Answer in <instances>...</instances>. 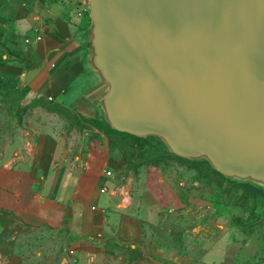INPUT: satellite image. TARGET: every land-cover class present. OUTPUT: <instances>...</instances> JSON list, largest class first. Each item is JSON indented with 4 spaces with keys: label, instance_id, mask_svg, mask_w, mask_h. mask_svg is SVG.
<instances>
[{
    "label": "rangeland",
    "instance_id": "1",
    "mask_svg": "<svg viewBox=\"0 0 264 264\" xmlns=\"http://www.w3.org/2000/svg\"><path fill=\"white\" fill-rule=\"evenodd\" d=\"M66 1L0 0V182L17 163H27L47 187H61V167L63 180L78 173L87 187L95 174H108L106 229L116 228L120 213L134 214L143 238L132 245L105 242L106 264H263L264 184L227 177L203 157L171 151L157 135L111 127L98 100L102 88L94 89L100 80L88 93L96 99L91 114L32 89L24 62L41 36L38 16L63 8L69 21L89 23L88 6L75 0L61 7ZM46 135L56 142L42 172ZM75 240L67 226L0 225V264H70Z\"/></svg>",
    "mask_w": 264,
    "mask_h": 264
},
{
    "label": "water",
    "instance_id": "2",
    "mask_svg": "<svg viewBox=\"0 0 264 264\" xmlns=\"http://www.w3.org/2000/svg\"><path fill=\"white\" fill-rule=\"evenodd\" d=\"M113 128L264 184V0H87Z\"/></svg>",
    "mask_w": 264,
    "mask_h": 264
},
{
    "label": "crops",
    "instance_id": "3",
    "mask_svg": "<svg viewBox=\"0 0 264 264\" xmlns=\"http://www.w3.org/2000/svg\"><path fill=\"white\" fill-rule=\"evenodd\" d=\"M74 1L67 0L61 7L74 6ZM64 11L61 8V12H47L46 18L38 16L41 36L31 41L25 53V79L32 89L91 114L96 99L88 93L101 79L89 63V23L84 26L69 21ZM55 142L51 135L43 138L37 171H46ZM62 171L61 167V187L51 183L47 187L46 179L37 183L32 176L34 170L27 163H17L10 169V177L0 182V225L21 222L30 226H67L71 236L77 237L74 254L77 264H106L101 246L107 241L131 245L141 241V219L134 214L120 213L116 228L106 229L107 213L111 209L106 192L108 174H95L87 187L78 173H71L63 180ZM35 184H40L39 188ZM50 186L58 189L51 190ZM98 226L102 229H96Z\"/></svg>",
    "mask_w": 264,
    "mask_h": 264
},
{
    "label": "built area",
    "instance_id": "4",
    "mask_svg": "<svg viewBox=\"0 0 264 264\" xmlns=\"http://www.w3.org/2000/svg\"><path fill=\"white\" fill-rule=\"evenodd\" d=\"M81 2H82V5H83V7L84 6H88L87 5V0H80ZM88 8V7H87ZM40 38V35H37L36 36V39H39ZM108 173H110V171H107ZM68 253H69V255H70V264H77L76 263V258H75V256H74V254H75V248H73V247H70L69 249H68Z\"/></svg>",
    "mask_w": 264,
    "mask_h": 264
},
{
    "label": "trees",
    "instance_id": "5",
    "mask_svg": "<svg viewBox=\"0 0 264 264\" xmlns=\"http://www.w3.org/2000/svg\"><path fill=\"white\" fill-rule=\"evenodd\" d=\"M203 158H205V157H203ZM206 159V158H205ZM207 160V159H206ZM228 177V176H227ZM231 178V177H230ZM235 178V177H234ZM248 180H250V179H248ZM252 181V180H251Z\"/></svg>",
    "mask_w": 264,
    "mask_h": 264
}]
</instances>
